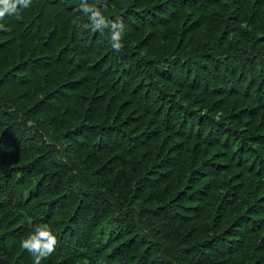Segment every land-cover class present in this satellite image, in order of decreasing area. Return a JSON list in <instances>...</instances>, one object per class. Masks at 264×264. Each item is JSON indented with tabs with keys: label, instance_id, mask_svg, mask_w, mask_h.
<instances>
[{
	"label": "trees",
	"instance_id": "1",
	"mask_svg": "<svg viewBox=\"0 0 264 264\" xmlns=\"http://www.w3.org/2000/svg\"><path fill=\"white\" fill-rule=\"evenodd\" d=\"M90 2L0 21V264H264V0Z\"/></svg>",
	"mask_w": 264,
	"mask_h": 264
},
{
	"label": "clouds",
	"instance_id": "2",
	"mask_svg": "<svg viewBox=\"0 0 264 264\" xmlns=\"http://www.w3.org/2000/svg\"><path fill=\"white\" fill-rule=\"evenodd\" d=\"M32 0H0V21L9 16H18L20 10L31 5ZM74 11L82 13L87 18L84 27L93 33L110 34V46L113 51L120 53L124 47L126 36V25L119 17L113 19L105 14V9L100 4L91 3L90 0H80ZM7 30L3 23H0V31ZM58 237L48 224H39L34 230L21 241V247L34 257V264H41L56 250Z\"/></svg>",
	"mask_w": 264,
	"mask_h": 264
}]
</instances>
